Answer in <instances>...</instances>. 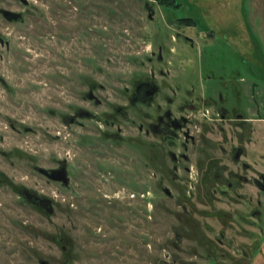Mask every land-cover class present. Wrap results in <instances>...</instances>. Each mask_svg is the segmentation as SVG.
Listing matches in <instances>:
<instances>
[{"label": "rangeland", "instance_id": "rangeland-1", "mask_svg": "<svg viewBox=\"0 0 264 264\" xmlns=\"http://www.w3.org/2000/svg\"><path fill=\"white\" fill-rule=\"evenodd\" d=\"M165 1L0 0V264H264L239 255L251 230L202 195L210 181L174 175L161 141L157 167L141 158L129 101L153 73L160 96L194 82L250 104L264 171V0ZM78 109L94 116L63 119ZM59 160L66 185L33 168Z\"/></svg>", "mask_w": 264, "mask_h": 264}, {"label": "flooded vegetation", "instance_id": "flooded-vegetation-1", "mask_svg": "<svg viewBox=\"0 0 264 264\" xmlns=\"http://www.w3.org/2000/svg\"><path fill=\"white\" fill-rule=\"evenodd\" d=\"M188 42L193 45V41ZM158 56L161 57L160 53ZM199 80L203 82L204 76H200ZM234 87L237 93L238 83ZM170 88L176 95V88ZM161 91L160 84L151 73L137 78L129 95V101L141 109L136 125L138 132L142 133L138 137L141 158L146 154L154 168L157 167L159 154L154 140L163 142L174 175L183 171L196 180L210 181L211 186L205 188L202 195L210 202L219 203L218 214L223 218H232L233 214L238 222L250 228L249 232L239 227L248 232L250 239V242L244 243L247 247L242 246L239 250L241 258H252L253 254H257L258 258L264 259V201L258 196V192L264 194V171L251 157L255 144L252 137L255 118L249 115L250 104L243 106L239 99L230 100L214 87L206 89L209 93L203 92L194 82H190L183 92H178V97L160 96ZM158 97L162 98L161 101L157 100ZM199 106L203 107L200 114ZM143 108L150 110L144 111ZM80 116L94 114L78 109L75 114L63 119L73 123ZM0 154L3 153L0 151ZM62 163L64 160H59L56 166L45 169H57ZM33 168L47 177L42 170L44 167L34 165ZM51 174L58 175V172ZM152 174L155 172L152 171ZM4 179L0 173V183ZM191 193L188 191V196ZM42 202V199L36 200L37 206H41ZM219 235L224 237L223 232ZM221 237L214 239L216 243L222 244Z\"/></svg>", "mask_w": 264, "mask_h": 264}, {"label": "water", "instance_id": "water-1", "mask_svg": "<svg viewBox=\"0 0 264 264\" xmlns=\"http://www.w3.org/2000/svg\"><path fill=\"white\" fill-rule=\"evenodd\" d=\"M151 11H153L151 9ZM2 14L4 17H6L7 19H18V17L21 16V13L20 12H14V11H11V10H6V9H3L2 10ZM149 16H151V13L149 14ZM183 38L185 40H188L190 42H192V38L186 36V35H183ZM89 95L88 97L89 98H92L94 99V103H98L99 102V99L93 94L92 91H89ZM43 172L47 175L48 178H51L53 180H61L63 182L64 185H66L69 181V176L67 175V169H66V166H65V163H62L60 167H58L57 169H45V168H42ZM55 171L58 172V175L56 174H51ZM166 192L168 193L169 191L166 189ZM42 264H49V262L45 261V260H42L41 261Z\"/></svg>", "mask_w": 264, "mask_h": 264}, {"label": "trees", "instance_id": "trees-1", "mask_svg": "<svg viewBox=\"0 0 264 264\" xmlns=\"http://www.w3.org/2000/svg\"><path fill=\"white\" fill-rule=\"evenodd\" d=\"M161 2L162 1H165V0H160ZM163 3V2H162ZM166 4H168L169 2L165 1ZM182 22L186 23V24H191L193 23V20L190 19V18H181Z\"/></svg>", "mask_w": 264, "mask_h": 264}, {"label": "crops", "instance_id": "crops-1", "mask_svg": "<svg viewBox=\"0 0 264 264\" xmlns=\"http://www.w3.org/2000/svg\"><path fill=\"white\" fill-rule=\"evenodd\" d=\"M256 119V118H255Z\"/></svg>", "mask_w": 264, "mask_h": 264}]
</instances>
